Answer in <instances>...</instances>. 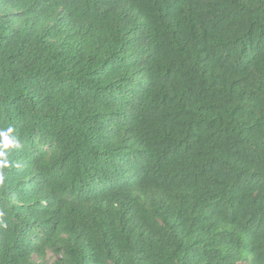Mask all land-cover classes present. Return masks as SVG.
Instances as JSON below:
<instances>
[{
    "label": "trees",
    "instance_id": "obj_1",
    "mask_svg": "<svg viewBox=\"0 0 264 264\" xmlns=\"http://www.w3.org/2000/svg\"><path fill=\"white\" fill-rule=\"evenodd\" d=\"M0 153V264H264V0H0Z\"/></svg>",
    "mask_w": 264,
    "mask_h": 264
},
{
    "label": "clouds",
    "instance_id": "obj_2",
    "mask_svg": "<svg viewBox=\"0 0 264 264\" xmlns=\"http://www.w3.org/2000/svg\"><path fill=\"white\" fill-rule=\"evenodd\" d=\"M8 131L10 132L11 129H9ZM4 141H5V147H7V146H9V145H11V144L13 143L11 140H9V138H8L6 135H5V137H4ZM0 155H4V153H0ZM7 163H8L7 160H4V161H3V165H4V166H7Z\"/></svg>",
    "mask_w": 264,
    "mask_h": 264
}]
</instances>
